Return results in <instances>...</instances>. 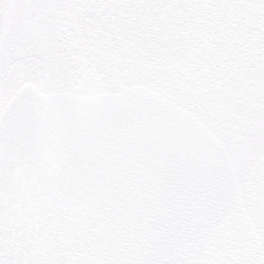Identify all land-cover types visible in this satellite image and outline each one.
I'll return each mask as SVG.
<instances>
[{
  "label": "snow or ice",
  "instance_id": "1",
  "mask_svg": "<svg viewBox=\"0 0 264 264\" xmlns=\"http://www.w3.org/2000/svg\"><path fill=\"white\" fill-rule=\"evenodd\" d=\"M0 264H264V0H0Z\"/></svg>",
  "mask_w": 264,
  "mask_h": 264
}]
</instances>
